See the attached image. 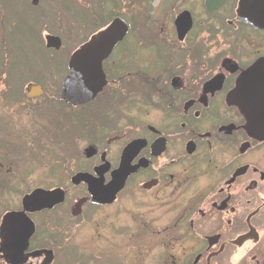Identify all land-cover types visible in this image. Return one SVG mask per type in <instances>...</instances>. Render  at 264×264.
I'll use <instances>...</instances> for the list:
<instances>
[{
  "label": "flooded vegetation",
  "instance_id": "obj_1",
  "mask_svg": "<svg viewBox=\"0 0 264 264\" xmlns=\"http://www.w3.org/2000/svg\"><path fill=\"white\" fill-rule=\"evenodd\" d=\"M205 1L200 13L215 19L199 21L184 9L192 26L182 41L173 19V43L182 48L180 55L172 57V51L158 46L159 54L147 61L137 56V64L133 57H112L128 32L103 60L106 85L92 101L73 107L96 104L104 92L107 108L94 107L87 112L89 120L78 118L88 131L81 151L85 167L70 176L69 186L47 188L64 190L61 203L26 212L34 223L27 242L10 239L3 219L21 211L23 196L33 189L1 212L0 264H55L61 239L49 234L36 238L34 217L55 212L74 220L87 208L120 212L126 241L140 247L145 232L160 234L152 226L163 210L174 239L171 264H264V138L248 133L241 108L228 101L250 67L264 71V28L238 18L239 0H224L213 10ZM123 70L129 71L123 75ZM112 75L118 76L116 81ZM111 85L115 90L105 94ZM135 99L143 104L133 106L138 113L130 114L129 103ZM88 147L93 151L86 155ZM77 173L89 174L108 189L121 187L110 202L95 203L86 182L71 183ZM117 173L122 177L115 178ZM80 199L85 201L74 216L72 207ZM43 250L52 251L49 262L48 252L34 254Z\"/></svg>",
  "mask_w": 264,
  "mask_h": 264
},
{
  "label": "rangeland",
  "instance_id": "obj_2",
  "mask_svg": "<svg viewBox=\"0 0 264 264\" xmlns=\"http://www.w3.org/2000/svg\"><path fill=\"white\" fill-rule=\"evenodd\" d=\"M33 1L0 0V214L13 208L26 191L69 186L70 176L86 165L81 151L89 141L88 131L76 119L94 107L107 106L104 92L96 104L82 109L59 98L68 58L80 43L121 16L130 31L112 57H133L137 64V56L147 61L159 54L158 46L172 51V57L181 54L182 48L173 43V19L181 10H192L199 21L215 19L200 13L203 0ZM47 35L60 38L58 50L45 46ZM30 84L42 86L40 97H27ZM129 104L127 111L137 114L133 106L143 103L135 99ZM110 212L87 208L74 220L55 212L36 215L35 237L49 234L61 239L55 264H171L174 239L168 214L161 210L152 226L160 234L145 232L140 247L139 242L126 241L123 215Z\"/></svg>",
  "mask_w": 264,
  "mask_h": 264
},
{
  "label": "water",
  "instance_id": "obj_3",
  "mask_svg": "<svg viewBox=\"0 0 264 264\" xmlns=\"http://www.w3.org/2000/svg\"><path fill=\"white\" fill-rule=\"evenodd\" d=\"M224 0H206L205 6L209 10L219 8ZM36 3V0L33 1ZM238 18L259 27L264 28V0H239ZM192 26L190 13L181 11L174 18V27L177 39L182 41ZM129 27L121 17H115L105 30L91 36L79 49L74 51L68 60V74L63 78L60 99L71 106H78L93 100L106 85V76L102 69V62L106 59L116 44L123 40ZM47 48L59 49L61 40L57 36L45 37ZM43 89L38 84H32L27 88L28 98L39 97ZM230 103H236L246 117V130L251 136L261 140L264 138V71L257 65L250 67L239 77L237 87L228 96ZM92 147L85 150L90 154ZM122 168V167H121ZM121 178L117 173L115 178ZM87 173H77L71 177L72 184L84 181L88 185V193L95 203H108L121 184H114L111 189L92 181ZM113 185V184H112ZM64 199V191L61 188L43 189L35 188L22 198V210L12 211L4 216L3 224L9 238L16 242H27L34 232V223L27 217L26 212L32 213L42 209H50ZM85 199H80L72 207V215L77 216ZM48 252V262L51 260L52 251L43 250L34 254ZM17 253L18 250H17Z\"/></svg>",
  "mask_w": 264,
  "mask_h": 264
},
{
  "label": "trees",
  "instance_id": "obj_4",
  "mask_svg": "<svg viewBox=\"0 0 264 264\" xmlns=\"http://www.w3.org/2000/svg\"><path fill=\"white\" fill-rule=\"evenodd\" d=\"M89 118H90V116L87 114V115H85V119H88L89 120ZM83 120V119H82ZM76 121L79 123V120L78 119H76ZM80 124V123H79Z\"/></svg>",
  "mask_w": 264,
  "mask_h": 264
}]
</instances>
